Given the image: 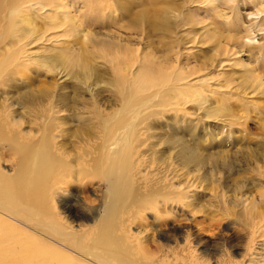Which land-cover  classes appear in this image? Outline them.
<instances>
[{
  "label": "rangeland",
  "instance_id": "1",
  "mask_svg": "<svg viewBox=\"0 0 264 264\" xmlns=\"http://www.w3.org/2000/svg\"><path fill=\"white\" fill-rule=\"evenodd\" d=\"M107 1L108 5H104L108 7L95 24L92 20L90 21L88 14L79 16L78 18H81L79 21L81 20L80 23L82 22L84 26L83 31L69 33L66 30L67 35L60 37V40L55 41L54 44L63 47L72 46L84 55L86 48H89L91 40L89 37L93 34L91 37L94 41L116 40L119 44L131 47L139 55L147 51L153 60L171 64L172 73H176L179 76L178 79L185 77L183 80H173L159 89L140 91L136 96L140 99L137 100L135 108L133 107L135 110L132 109L133 112L131 110L126 116L127 128H124V133L120 130L115 135L116 141L119 140L121 145L124 143L123 146L132 142L136 146L139 143L140 145L136 148L144 149L145 154L148 155L146 157L148 163L145 161V166L134 169L132 172L134 178L132 187L138 190L137 193H144L148 188L159 190L163 185L164 190L163 188L159 190H162L161 192L170 191L172 186H178L184 194L180 198L179 209L160 206L157 212L144 216V219L149 222L157 216V213L162 215L167 221L163 229L168 233L176 232L180 236L179 242L184 251L183 254L188 253L190 246L196 248V254L212 260V263L217 260H225L229 264L241 261L247 263L251 260L250 264H264V196L260 194L264 192V179L259 177L251 157L247 158L248 161L241 158V148L247 149L249 153L253 151L261 157L257 161L259 165L264 164L262 162L264 158V96L257 95L259 92H256L254 87L247 86V90L238 89L242 87L239 85L240 76L238 75L245 73L240 70V65L251 62L257 67L259 75H264V69H262L264 58L261 53L264 51V0ZM80 9L83 10V7ZM63 30H65L64 27ZM82 32L83 34L86 32V37ZM75 43L77 45H74ZM40 45L33 50H36L35 52L40 55L39 59L42 60L43 52L41 51H44L45 46ZM90 46L92 48L88 49L89 54L94 49L92 43ZM254 51L258 54L253 59L250 53ZM230 52H236L233 56L237 57L231 61L237 60V65L234 66L237 68L233 71L236 78H239V80L235 78L232 87L228 85L231 71L225 62ZM89 56H85L89 65L96 68H93L94 74L88 79L89 84L84 85L74 78L56 75L53 71L45 70L42 65L38 67L37 64L42 62L39 61L30 65L31 68L21 69L18 72L20 75L13 81H9L6 76L3 77L4 81L0 80V82H5L3 89L6 93L1 95L0 100L10 105L7 112L17 113V119L22 122L21 130L31 132L37 143L41 128L44 131V127H49L51 131L55 127L50 140L57 153L65 157L61 153L65 152L68 158L74 159L80 147L83 148V157L88 156L92 163L93 157L98 155L91 154L95 152L93 144L99 141L100 137L105 136V127L104 124H99L97 119L96 122L91 120V117L94 116L95 111L104 112L106 119H110L106 123L109 125L115 121V116L121 114L122 105L106 104L107 100L114 98L112 87L107 84L111 82L109 69L99 59L92 61L93 58L90 59L91 56L90 58ZM192 67L195 68V72ZM189 69L192 72L186 73ZM263 78L264 76L261 80H264ZM11 82L17 84L21 92L29 86L36 89L47 87L51 95L47 97L44 105L37 104L36 108L27 107L21 100H17V92L8 88L7 85L13 84ZM179 89H182L183 95L179 93ZM60 95L69 99L73 98V101L65 105L57 103L54 106ZM94 100L98 101V104H93ZM72 102L79 104L73 105ZM230 109L236 113L231 115ZM82 115L88 119L84 125ZM134 117L136 120L133 119ZM139 121L144 123L140 124ZM134 129L135 131L140 129L138 141H129L125 133H130ZM170 135L171 140L167 137L169 142L166 136ZM120 144L117 146H121ZM92 145L93 149L90 148ZM170 154L176 158L170 157ZM98 157L102 161L100 155ZM231 159L235 168L233 174L229 166ZM71 161L74 166L76 161ZM16 165L17 160L14 155L8 151L5 143H1V171L10 174ZM165 169L167 170L164 171ZM144 171L150 175H144ZM169 171L171 174L168 173ZM136 174H138L137 177ZM139 176L144 177L138 180ZM91 177L88 175L81 180L71 179L70 195H78L89 200L102 199V196L108 192L106 179ZM245 178L246 183L243 182ZM82 187L84 190L81 189ZM238 187L241 188L240 192ZM64 203H61L60 210L66 209ZM257 211H261L259 215L263 217L257 216ZM71 215L70 219L76 220V216L69 214ZM142 228L145 229V227ZM146 229L149 230L148 227ZM149 231L150 236L155 235L154 231Z\"/></svg>",
  "mask_w": 264,
  "mask_h": 264
},
{
  "label": "bare ground",
  "instance_id": "2",
  "mask_svg": "<svg viewBox=\"0 0 264 264\" xmlns=\"http://www.w3.org/2000/svg\"><path fill=\"white\" fill-rule=\"evenodd\" d=\"M100 1L0 0V80H3L2 78L6 76L9 81H13L16 76L20 75L18 72L21 69H27L30 65L42 61L37 64L38 67L42 65L45 70L53 71L56 75L74 78V80H78L84 85L89 84L88 79L94 74L93 68H95L89 65L87 57L85 58V56L90 55L91 58L90 56L89 58H93L92 61L99 59L103 62V65L109 69L108 71L111 75V82L107 84L112 87L114 98L113 100H107L106 104H112L113 106L116 104L122 105L121 114L115 116V121L109 125L106 123L110 119H106V113L104 112L95 111L94 116L91 117V120L96 122L97 119V122L104 124L105 127V136L101 135L100 140L97 138L99 141H95L93 144L95 152L91 153L100 155L102 161L96 155L93 157L94 162L91 163L92 160L88 159V156L84 155L85 157H83V148L80 147L74 159L68 158L65 152H61L65 157L57 153L50 140L51 133H53L52 130H55V127L51 131H49V127H44V131L41 128L39 130L41 132L39 133L40 139L37 143L35 136L31 132L21 130L22 122L17 119V113L13 111L7 112L10 105L0 100V144L5 143L8 151L17 160V165L12 173L6 174L0 169V264H229L225 260H217V262L212 263V260L196 254L197 250L195 247L191 248L189 246L188 253L183 254L184 251L179 242L180 236L176 232L168 233L163 229L167 221L162 215L157 213V216L149 222L144 219V216L157 212L160 206L179 209V201H181L180 198L184 194L178 186H172L170 191L161 192L164 190L163 185V189L160 188L162 189L161 191H159L160 189L150 188L149 190L148 188L144 193H141L142 191H139L141 194L137 193L138 190L136 191L132 187L134 179L132 172L134 169L137 170V168L143 167L148 155L145 154L144 149L136 148V146L140 145L139 143L136 146L133 142L123 146L124 143L121 145L119 140L116 141L115 139L118 131L122 130L124 133V128H127L126 116L136 105L137 100L140 99L136 97L140 91L159 89L173 80H183L185 77L178 79L179 76L176 73H172L171 64L153 60L152 56L149 57L150 53L148 54L147 51L139 55L131 47L119 44L116 40L94 41L91 37L93 34L90 37L88 36L89 39L91 38L90 44L92 43L94 48L92 49L93 52H91L92 55L89 54L90 44L88 45L89 48H86L87 52L85 51L84 55H81L80 51L72 46L63 47L62 45L57 46L54 44L55 41L60 40V37L67 35V31L69 33L74 31L81 33L80 31H83L84 26L81 24L82 22L80 23L81 20L79 21V19L81 18H78L79 16L88 14L90 21L92 20L95 24L108 7L105 6L108 5L107 0ZM82 7L84 11L80 9ZM63 27L65 30H63ZM85 34L83 35L85 36ZM88 35L90 34L88 33ZM40 44L45 46H43L44 51H41L43 53L40 52L42 60L39 59L40 55L35 52L36 50H33ZM74 45L77 44L75 43ZM235 53H228V58L225 60L232 72H229L230 79L229 83L227 82L230 87L234 86L236 78L233 70L237 68V66L234 67L237 65V60L231 61L237 57L233 56ZM261 53L264 58V51ZM174 54L177 53L174 52ZM250 54L254 59L258 53L254 51V53ZM240 66V70L245 73L238 75L240 76L239 85L242 86L238 87V89L244 88L247 90V86L254 87V90L259 92L257 95L262 94L264 96V82H262L264 80H261L264 75H259L257 67L251 62H246ZM190 71L189 69L186 73ZM196 71L198 70L196 69ZM22 72L25 73L24 71ZM3 81L0 82V97L6 93L4 92L5 89H3L5 85ZM7 86L17 92V100H21L27 107H35L37 104L44 105L45 101L47 102V97L51 95L47 87L36 89L29 86L21 92L18 90L17 84L13 83ZM181 90L179 89V93L183 95ZM162 92L164 93V91ZM2 98L5 97L2 96ZM71 101H73V98L69 99L60 95L54 106L57 103L65 105ZM94 101L93 104H98V101ZM100 101L102 102V100ZM77 104L79 103H73V105ZM139 104L143 105V103ZM48 109L47 111L50 112L51 110ZM234 112L230 109L231 115ZM54 113H57V111H54ZM152 115L154 116V114ZM82 118L84 125V122L88 119L83 117V115ZM139 131L140 129L138 131L134 129L130 133L126 132L125 135L129 141H138ZM167 137L169 139L170 137L172 138L171 135L166 136V139ZM155 140L157 139L155 138ZM170 140L167 139L169 142ZM176 142H178L177 139ZM119 144L121 146H117ZM112 149L115 151L113 152ZM245 150L241 148V158L247 160L248 157H251L250 159L253 160L257 167L259 177L264 179V173H261L264 171V164L259 165V162H257L261 157L253 151L249 153L247 149ZM246 154L247 156H245ZM171 156L173 155L170 154ZM151 158L153 157L151 156ZM71 160L76 161V166H73ZM232 160L229 166L233 174V169L235 170V168ZM262 162L264 163V158ZM88 175L97 179L100 177L106 179L108 192L105 196H102V199L89 200L78 195H70L71 179L81 180ZM144 175L149 176L150 174L146 171ZM143 177L138 180H142ZM156 177L158 178L159 176ZM193 179L196 181L195 178ZM243 182L246 183V178L243 179ZM239 189L241 188L238 187ZM260 194L264 196V192ZM62 202H65V210H60ZM259 212L257 211V216H260ZM69 214H74L76 220L74 218L71 220L70 217L72 215L69 216ZM97 215L99 216L97 217ZM142 227H145V229ZM146 227L154 231L155 235L150 236ZM250 262L251 260L247 261V263L241 261L239 263L230 262V264H250Z\"/></svg>",
  "mask_w": 264,
  "mask_h": 264
}]
</instances>
